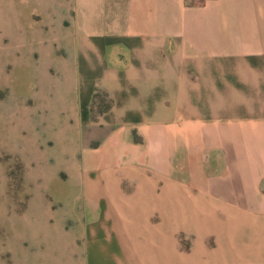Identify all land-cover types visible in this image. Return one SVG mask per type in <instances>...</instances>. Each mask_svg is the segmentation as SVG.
<instances>
[{"label":"crops","instance_id":"obj_1","mask_svg":"<svg viewBox=\"0 0 264 264\" xmlns=\"http://www.w3.org/2000/svg\"><path fill=\"white\" fill-rule=\"evenodd\" d=\"M76 1L80 124L105 133L84 164L108 174L105 205L121 200L117 236L158 237L148 257L120 243L128 263L264 264V0ZM117 166L162 226L132 222Z\"/></svg>","mask_w":264,"mask_h":264},{"label":"rangeland","instance_id":"obj_2","mask_svg":"<svg viewBox=\"0 0 264 264\" xmlns=\"http://www.w3.org/2000/svg\"><path fill=\"white\" fill-rule=\"evenodd\" d=\"M79 20L76 0H0V264H129L121 244L146 245L147 257L159 246L151 234L128 243L117 236L121 200L105 205L108 174L84 164L105 133L80 124ZM107 102L100 97L96 111ZM110 177L124 207L129 201L134 208L132 222L163 225L143 212V186L129 185L119 166ZM88 183L102 187L95 203ZM195 240L177 236L188 253Z\"/></svg>","mask_w":264,"mask_h":264}]
</instances>
